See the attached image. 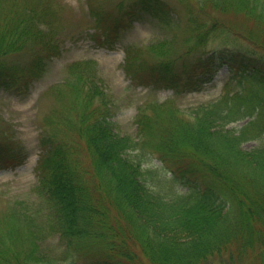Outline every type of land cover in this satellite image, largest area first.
<instances>
[{
	"label": "trees",
	"instance_id": "1",
	"mask_svg": "<svg viewBox=\"0 0 264 264\" xmlns=\"http://www.w3.org/2000/svg\"><path fill=\"white\" fill-rule=\"evenodd\" d=\"M209 3L221 13L255 16L263 27L258 45L237 31L235 37L252 44L223 43L198 52L210 35L224 34V25L205 20L193 60L166 55L161 47L162 57L134 64L138 56L128 48L126 75L132 83L142 77L140 83L153 89L178 93L197 90L226 66L241 83L239 90L192 116L165 104L141 106L137 136L131 138L115 131L104 94L90 87L81 103L84 85H76L70 104L62 97L58 119L41 126L37 183L25 200L32 202L29 227L39 228V234L45 229L64 246V259L56 264H145L143 258L149 264H264V144L242 148L264 134V0ZM25 6L27 18H15L9 33L0 32V87L17 93L41 77L61 45L50 9L34 1ZM117 12L95 28V42L110 47L142 14L160 21L172 14L157 0H133ZM90 15L96 21L94 9ZM189 15L191 28L198 18ZM15 55L26 63L7 61ZM87 65L69 64L68 77L86 76L80 69ZM240 120H245L242 126L228 128ZM0 156L13 159L14 152L0 146ZM159 181L167 184L165 194L157 190ZM4 241L0 235V264H53L38 258L37 248L21 253L7 245L9 251Z\"/></svg>",
	"mask_w": 264,
	"mask_h": 264
},
{
	"label": "rangeland",
	"instance_id": "2",
	"mask_svg": "<svg viewBox=\"0 0 264 264\" xmlns=\"http://www.w3.org/2000/svg\"><path fill=\"white\" fill-rule=\"evenodd\" d=\"M33 1L40 7L50 9V17H56L61 37L60 54L49 60L41 77L32 80L21 93L0 87V146H7L14 152L13 159L7 161L0 156V235L4 236L5 247L9 251L11 248L8 246L21 253L37 248L38 258L45 259L44 263L51 261L56 264L64 259V246L55 235H46L45 229L39 234V228L35 230L29 227L27 215L32 211V202L25 199L30 198L29 191L37 183L35 164L42 153L39 144L41 126L48 119H58L57 109L63 102L62 97L69 98L74 86L80 88L84 85L83 93L79 96V102L83 103L88 88L98 90L99 95L100 92L104 94L115 131L120 135L136 137L135 116L139 107L165 104L168 109L192 116L196 110L210 105L223 94L239 90L241 83L226 66L220 67L197 90L176 93L171 89H153L149 84L140 83L142 77L135 80L137 83H132L126 75L125 53L128 48L135 51L134 56H138V60L131 62L134 64L140 60L152 62L156 57H162L158 51L161 47H165L163 53L166 55L183 56L180 57L182 61L193 60L194 44L201 42L197 34L207 27L201 23L205 20H217L224 25V34L215 32L213 37L210 35L207 40L205 37L206 41L200 45L198 52L211 51L223 43L250 46L252 43L245 38L235 37L237 31L254 38V44L258 45L263 27L256 22L255 16L242 12L221 13L210 5L209 0H157L168 5L172 12L171 19L160 21L142 14L128 28L119 32L118 39L110 49L109 45L95 42V28H102L109 14H117L120 4L126 8L133 0H0V32L9 33L8 28L15 18L26 19L28 12L25 5ZM91 9L97 13L96 21H99L91 17ZM189 13L193 18L194 15L198 18L191 28L188 27ZM20 56H12L7 61L18 58L19 62L26 63V58ZM80 61L89 63L86 70L80 69L86 76H77L79 80L69 78V64ZM82 67L85 69V66ZM78 81L81 83L78 84ZM71 99L72 96L68 104ZM68 115V119L72 118L70 113ZM244 122H234L228 128H239ZM263 144L264 134L258 140L245 142L242 148L250 150ZM149 157L147 154L142 159L144 167H148ZM20 158L23 161L15 163ZM153 163L158 161L153 159ZM166 186L165 181L156 183L160 194L166 193ZM14 224L18 228L16 232L11 230ZM143 261L149 264L144 258Z\"/></svg>",
	"mask_w": 264,
	"mask_h": 264
}]
</instances>
